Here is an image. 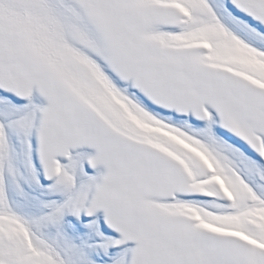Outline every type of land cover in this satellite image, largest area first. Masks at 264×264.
<instances>
[{"label": "snow or ice", "instance_id": "snow-or-ice-1", "mask_svg": "<svg viewBox=\"0 0 264 264\" xmlns=\"http://www.w3.org/2000/svg\"><path fill=\"white\" fill-rule=\"evenodd\" d=\"M0 264H264V0H0Z\"/></svg>", "mask_w": 264, "mask_h": 264}]
</instances>
